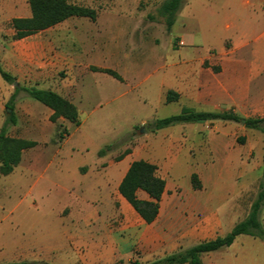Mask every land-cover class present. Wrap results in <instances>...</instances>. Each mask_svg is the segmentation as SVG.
<instances>
[{
  "label": "rangeland",
  "instance_id": "1",
  "mask_svg": "<svg viewBox=\"0 0 264 264\" xmlns=\"http://www.w3.org/2000/svg\"><path fill=\"white\" fill-rule=\"evenodd\" d=\"M68 1L93 9L96 20L72 17L21 40L14 38L10 24L3 26V32L0 26V62L15 80L8 84L0 75V131L14 113L16 124L9 137L36 143L23 152L10 175H0V264L13 262L15 250L26 246H34L30 253L36 254L42 234L60 229L53 214L62 203L78 196L81 204L88 205L99 196L111 204L109 188L96 195L91 178L79 173V168L85 173L84 166L93 165L98 152L107 147L111 151L105 156L113 161H151L169 188L154 227L160 232V247L138 248L119 264H149L226 235L234 222L247 217L256 199L264 133L241 122L220 120L206 123L201 134H190L186 140L187 132L179 125L154 132L149 128L154 120L181 110L179 103L159 105L156 95L160 79L169 72L170 49L179 47L180 36L218 47L224 35V0H217L218 12L207 10L208 0H188L190 6L183 0L170 30L163 10L170 0ZM25 8L28 0H16V14ZM104 67L117 71L123 82L99 73ZM19 87L64 96L77 108L80 124L23 90L17 93ZM237 114L244 119L261 117ZM169 130L173 133L164 135ZM170 139L178 141L164 146ZM192 174L201 183L198 190L192 186ZM32 203L40 206L39 215L29 211ZM217 219L221 223L216 226ZM260 220L264 226V204ZM202 260L264 264V240L241 235L230 247L204 254Z\"/></svg>",
  "mask_w": 264,
  "mask_h": 264
},
{
  "label": "crops",
  "instance_id": "2",
  "mask_svg": "<svg viewBox=\"0 0 264 264\" xmlns=\"http://www.w3.org/2000/svg\"><path fill=\"white\" fill-rule=\"evenodd\" d=\"M217 4V0H208L207 10L218 12L215 10ZM223 4L224 10L221 12H224L225 19L221 27L224 35L218 47L205 46L196 43L194 38L179 35L182 38V45L180 43L179 47L169 48L173 56L169 58L166 66L168 74L163 76L158 84L156 94L158 104L179 103L180 113L184 108H188L195 112H234L262 118L263 0H224ZM190 5L191 2L185 0L184 6ZM29 17H31L29 4L23 14H16V0H0L2 32L3 26L10 24L13 19ZM118 81L123 82L122 77ZM169 91L179 95L177 101L166 102ZM206 123L208 122L178 125L181 127L180 131L187 132V136H184L186 140L190 134H201ZM172 127L174 126L161 130ZM187 127L189 131L186 130ZM166 133L173 132L169 130L164 135ZM174 141L178 140L170 139L164 142V146H173ZM136 160L139 159L125 158L113 161L111 156H99L93 165L84 166L85 173L79 168L81 176L91 178L92 189L96 195L109 188L111 204L102 202L99 196L89 201L88 205L81 204L78 196L70 202L62 203L53 214L60 229L42 234L43 243L39 244L38 252L30 253L34 246L32 249L28 246L16 249L14 261L2 264H119L121 261L131 259L133 251L138 248L158 249L161 245L160 232L154 228L158 221L146 223L119 193L120 183L131 163ZM168 193L169 188L166 184L160 204ZM137 197L144 201L150 200L148 194L142 190L137 192ZM29 207L34 216L40 214V206L37 203H32ZM220 223L221 221L217 219L215 225ZM237 223L234 222L231 229Z\"/></svg>",
  "mask_w": 264,
  "mask_h": 264
},
{
  "label": "trees",
  "instance_id": "3",
  "mask_svg": "<svg viewBox=\"0 0 264 264\" xmlns=\"http://www.w3.org/2000/svg\"><path fill=\"white\" fill-rule=\"evenodd\" d=\"M183 0H170L164 7L166 15V25L170 30L176 21V14L182 6ZM31 17L15 18L11 21L10 26L15 31L14 38L21 40L32 36L38 32L52 28L63 23L72 17L89 18L91 21L96 20V12L93 9L70 3L68 0H28ZM264 9V0H263ZM102 73L108 74L118 80L121 76L114 70L101 69ZM0 75L8 83L13 84L14 78L2 68L0 62ZM25 91L30 97L39 101L46 107L55 110L56 113L71 123L77 125L79 122V113L77 108L65 97L53 91H44L37 89L17 88L16 92ZM179 95L169 91L166 96V102L177 101ZM16 95H13L9 106L14 110ZM244 118L234 112H195L191 109L184 108L179 115L158 119L149 124L152 132L165 129L170 126L186 123H205L216 120L241 122ZM16 124L14 113L8 116L7 121L0 131V175H10L16 167L19 166L23 152L26 149L33 148L36 143L28 141H15L9 137V129ZM244 126L247 129L257 130L264 133V117L247 118ZM60 139H63V133H59ZM240 143L244 139H239ZM111 151L107 147L98 152L100 157L105 156ZM191 183L195 190L201 188V183L197 174H192ZM166 181L159 175L158 167L155 164L145 160L133 161L128 172L119 185V193L131 204L137 213L145 220L146 223L152 224L156 221L159 214V204L165 192ZM139 190L144 191L150 197L149 201L140 200L137 197ZM264 204V157L262 178L259 183V190L256 199L251 204L247 217L235 224V226L224 236L204 241L186 250L167 255L157 261L149 264H203L202 256L204 254L220 251L228 248L235 242L236 238L241 235L252 236L264 240V226L260 220L261 209ZM131 264H141L134 261Z\"/></svg>",
  "mask_w": 264,
  "mask_h": 264
},
{
  "label": "water",
  "instance_id": "4",
  "mask_svg": "<svg viewBox=\"0 0 264 264\" xmlns=\"http://www.w3.org/2000/svg\"><path fill=\"white\" fill-rule=\"evenodd\" d=\"M14 86H17V83H16ZM8 112H10L9 109H8ZM241 123H242V124H245V119H243V120L241 121ZM143 132H145V129L143 130Z\"/></svg>",
  "mask_w": 264,
  "mask_h": 264
},
{
  "label": "built area",
  "instance_id": "5",
  "mask_svg": "<svg viewBox=\"0 0 264 264\" xmlns=\"http://www.w3.org/2000/svg\"><path fill=\"white\" fill-rule=\"evenodd\" d=\"M181 45H182V42H181Z\"/></svg>",
  "mask_w": 264,
  "mask_h": 264
}]
</instances>
